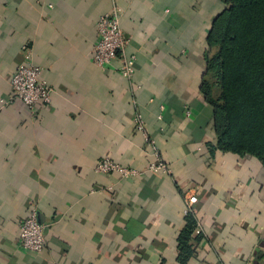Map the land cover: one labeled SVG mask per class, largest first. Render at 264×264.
<instances>
[{
    "label": "crops",
    "instance_id": "0c3cea01",
    "mask_svg": "<svg viewBox=\"0 0 264 264\" xmlns=\"http://www.w3.org/2000/svg\"><path fill=\"white\" fill-rule=\"evenodd\" d=\"M220 0H0V264H182L187 194L196 193L186 264H258L264 252V169L216 150L202 93ZM117 9L135 56L98 68L97 23ZM30 52L53 90L35 111L2 105ZM137 119L143 129L137 127ZM156 154L166 172L149 169ZM110 158L137 175L99 174ZM36 210L47 247L19 246ZM262 263V261H261Z\"/></svg>",
    "mask_w": 264,
    "mask_h": 264
},
{
    "label": "trees",
    "instance_id": "16d2710c",
    "mask_svg": "<svg viewBox=\"0 0 264 264\" xmlns=\"http://www.w3.org/2000/svg\"><path fill=\"white\" fill-rule=\"evenodd\" d=\"M220 2L226 8L209 30L202 86L214 112V148L255 159L264 169V0ZM186 222L178 240L182 264L194 253L198 227L194 213L186 215ZM256 257L264 264V252Z\"/></svg>",
    "mask_w": 264,
    "mask_h": 264
},
{
    "label": "built area",
    "instance_id": "2783aa9c",
    "mask_svg": "<svg viewBox=\"0 0 264 264\" xmlns=\"http://www.w3.org/2000/svg\"><path fill=\"white\" fill-rule=\"evenodd\" d=\"M99 40L92 52L93 63L100 69H105L114 62H119L120 73L126 79H131L134 75L135 56H128L126 49L129 40L126 38L120 25V13L117 9L111 13L103 14L97 23ZM32 54L26 53L24 61L18 66L13 74L10 85L11 95L1 104L8 105L21 102L28 110L35 111L50 105L53 90L43 80H41V68L34 64ZM137 127L143 129L140 119H137ZM154 172H166L168 166L164 164L159 154H156V163L149 167ZM95 171L99 174L119 173L124 178L136 176L135 169L121 166L110 158H103L97 164ZM186 215L194 213L195 205L198 203L196 193L187 194ZM195 234L202 236V230L198 226ZM19 246L29 253H41L47 247L46 227L39 222L36 210L20 223Z\"/></svg>",
    "mask_w": 264,
    "mask_h": 264
},
{
    "label": "rangeland",
    "instance_id": "374dc122",
    "mask_svg": "<svg viewBox=\"0 0 264 264\" xmlns=\"http://www.w3.org/2000/svg\"><path fill=\"white\" fill-rule=\"evenodd\" d=\"M225 8H226V7H225L223 4H221L220 12H222Z\"/></svg>",
    "mask_w": 264,
    "mask_h": 264
},
{
    "label": "water",
    "instance_id": "95a60500",
    "mask_svg": "<svg viewBox=\"0 0 264 264\" xmlns=\"http://www.w3.org/2000/svg\"><path fill=\"white\" fill-rule=\"evenodd\" d=\"M39 222L41 223V224H43V222L39 219Z\"/></svg>",
    "mask_w": 264,
    "mask_h": 264
}]
</instances>
